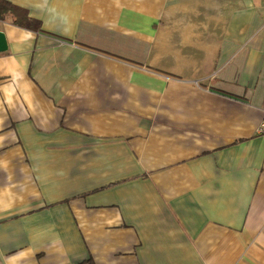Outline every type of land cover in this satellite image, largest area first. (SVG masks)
<instances>
[{"label":"crops","instance_id":"1","mask_svg":"<svg viewBox=\"0 0 264 264\" xmlns=\"http://www.w3.org/2000/svg\"><path fill=\"white\" fill-rule=\"evenodd\" d=\"M0 264H264V0H7Z\"/></svg>","mask_w":264,"mask_h":264},{"label":"trees","instance_id":"2","mask_svg":"<svg viewBox=\"0 0 264 264\" xmlns=\"http://www.w3.org/2000/svg\"><path fill=\"white\" fill-rule=\"evenodd\" d=\"M10 14H14L16 16V19L14 20L16 25L26 28H35L36 26L38 28V23L31 21L27 14L19 11L7 0H0V19H5V17Z\"/></svg>","mask_w":264,"mask_h":264},{"label":"water","instance_id":"3","mask_svg":"<svg viewBox=\"0 0 264 264\" xmlns=\"http://www.w3.org/2000/svg\"><path fill=\"white\" fill-rule=\"evenodd\" d=\"M8 50V41L6 35L0 32V54L5 53Z\"/></svg>","mask_w":264,"mask_h":264},{"label":"built area","instance_id":"4","mask_svg":"<svg viewBox=\"0 0 264 264\" xmlns=\"http://www.w3.org/2000/svg\"><path fill=\"white\" fill-rule=\"evenodd\" d=\"M257 133L258 134H261V135H264V118L262 119L258 129H257Z\"/></svg>","mask_w":264,"mask_h":264}]
</instances>
